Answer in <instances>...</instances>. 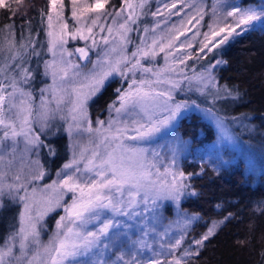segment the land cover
I'll use <instances>...</instances> for the list:
<instances>
[{
  "label": "rangeland",
  "instance_id": "obj_1",
  "mask_svg": "<svg viewBox=\"0 0 264 264\" xmlns=\"http://www.w3.org/2000/svg\"><path fill=\"white\" fill-rule=\"evenodd\" d=\"M176 1L178 2L176 4L177 7L172 10V15L165 7L160 11L162 14L156 15L162 16L164 19L162 20L153 17L151 14L153 10L150 11V8L154 5L153 1L150 3V1L144 0V6L141 8L139 7L141 0H132L135 6L134 12L132 9H126L125 4L121 7H115L108 6L107 3L101 13L90 12L83 16H79L78 12L79 19H77V17H73L72 15V0H63L64 8L62 22L57 23L55 31L58 33L61 32L60 23H66L68 27L63 30V39L65 41L63 48L57 47L55 57L52 52L49 51L50 37L47 35L49 30L47 18L42 25L43 43H41L40 46L39 41L36 40L35 48L34 45L32 47L33 51L36 52L39 50L40 46V54L43 57L40 63V83L36 85L38 90L36 93H33L31 83L29 81L27 83L21 81V87L25 92L31 93V96H20L17 94L15 102L19 105L20 101L23 100L24 104L20 105V107H23L25 111L21 113L19 119H17L15 115L19 110L18 108L12 109L11 112H6V116L12 118L16 122L17 131L21 128L23 117L28 116L29 124L25 126V130L30 127L32 129L30 135H39L43 144L45 143V138H51L61 133L66 134L68 137L67 157L61 163H58L52 170L43 164L41 156L42 146L32 147L31 145H26L24 137L21 136L17 138L18 143L15 146V152L11 150L13 142L11 140L6 141L7 147L3 152L4 160L0 162V172L5 173L3 177L5 183H23L30 196L32 194V189H36L34 197L36 202L34 203L32 200H29L28 203L31 206V215L36 221V230L39 232V236L29 238L28 257H26V259L31 258L33 253L40 251L41 261L34 262V264H43V261L46 259L43 254V247L49 243L57 232L56 223L61 216L66 215L64 208L71 205L74 195L71 192H65L63 198L60 200L59 207H55L52 211L43 215L42 218H38L37 213L43 210L44 198L53 195L47 186L51 185L53 181L58 182L63 179L65 174H72L75 171V168L64 169V165L73 160L74 154L75 158L79 161L78 167L81 169V172L76 173V175L80 178L81 182L86 180L88 176L93 175V173L83 171L84 165L87 163L88 159L91 158L93 151H99L101 156H103L105 145L101 143V140L106 135L111 136V134H115L116 129L118 127L123 128L125 122L129 127L127 135H135V132L131 130L133 127L132 120L137 118L134 112H139V108L135 110L129 108L127 113H121L119 116L115 109H112L104 117L95 119L90 116L88 108L89 102L92 100L93 96L86 103V119L73 121L69 115V109L72 106L71 101L74 99L72 94L73 88H79L81 84L86 83L84 77L94 70V63L102 57L105 50H109L113 46L117 48L116 52L111 53L113 61L120 56L123 50L124 54L134 63L135 58H132L131 53L136 51L137 48H144L146 51L149 50L152 46L153 39H156L158 44L155 46L154 50L157 55L154 58H140L141 64L146 68H151L152 72L144 73L137 70L135 75L128 72L126 76L114 73L108 80L118 76L126 80L121 92L128 90L133 79L137 82L140 80L150 81V87L156 91L166 92L171 90L172 99L169 101L171 105H175L176 103H186L188 105L187 108H182L180 110L174 120L167 126L162 127L159 132L155 133L150 138L143 141L124 140L125 144L148 149L146 154L147 161L156 164V168L151 169L153 173L152 179H156L157 170L163 173L166 168L171 172H183L185 177H187V173L181 168V163L185 158L183 155L187 154L188 144L190 142L188 139L180 136L181 134L176 130L175 126L179 117L191 110L199 111L204 118L208 119L214 125L216 130L214 140L207 143L209 150L202 146H195L193 148L194 154L199 155L206 153V158L212 159L211 156L214 154V149L216 148L218 151L220 145L227 144L236 148L239 153L245 155L246 161L248 162L247 167L250 170L256 172V170L260 168L257 165L258 158L252 145L243 141L241 137L243 139L244 137H240L239 134L232 131L233 129L230 128L226 119L208 108L207 104H202L203 102H201V99L199 102V100L195 101L191 98L192 90L197 92L198 97H201V95L210 94L211 90L218 87V85L212 67L199 65L196 66L197 70H195V68L189 66L191 63V61H189L190 58L186 57L191 53H198L200 56L207 51V49H205V51L201 53L199 49L201 47V42L204 40L203 34L209 32L210 25L215 27L219 22V26L222 27L224 23H233L231 17L224 20V13L231 10L230 6L235 5L237 0H221L220 4H217V0ZM94 2L95 0H78L77 7L82 8ZM235 6L242 8L251 7L256 11L263 10L261 5L255 3ZM214 8L217 9L215 13L213 11ZM121 9H124V11H121ZM200 10H202V12H200ZM117 12L121 14L116 16ZM177 12H179V15L175 14ZM198 12H200L199 15L197 14ZM153 13H155V11H153ZM130 14H132L135 22L133 23L131 20L128 21V27L131 31L127 33V43L121 44L120 34L117 32V28L120 23L125 22ZM144 14L147 15L144 19L151 17V22L149 24L151 30L150 32L149 30L147 32L144 31L143 36L140 34L138 40H136L133 45L134 47L130 50V33L138 27L136 24L139 22L141 16H145ZM187 14H190L192 17L189 27L187 21H190V18H186ZM97 15L100 16V19L97 21V24L93 26L92 19ZM201 15L203 17L202 19ZM173 16L182 17L184 21L183 25L181 24V20L172 18ZM114 20L116 23H113ZM148 22H144V25ZM153 25L155 26L153 27ZM88 27H92L91 37H94L96 41L95 46L92 44V38L81 39L79 35H76L75 39L72 38L73 34L77 32V29L83 30V34L88 36ZM109 27L113 28L111 35H109L107 31ZM187 27L188 30L183 32L184 35H179L177 33ZM101 28H103V31H101ZM153 29H155V31H153ZM7 34L8 36L0 34V66L11 65V69L0 75V80H3L5 84L11 82V77L13 75L19 78L18 65L30 70L29 57L27 56L26 58V54L24 53L29 43L24 38H19L17 40L14 31L12 34L10 32H7ZM177 34L179 35V39L175 41L176 43H174V46L172 48L165 47V50L161 52L160 45H166L169 39L173 36H177ZM103 37H107L110 43L105 45L103 43ZM10 42H14V48L11 47ZM179 43L184 45V47L182 48ZM189 43L192 45L191 47H187ZM78 48H85L88 50V57L81 59L80 53L76 51ZM62 52L63 55L61 54ZM27 53L31 54L29 51H27ZM69 53H71V55H69ZM13 55L16 56L15 60L12 59ZM166 57L167 60L165 59ZM53 60L56 61L58 73L55 87L57 89H62V91L56 93L55 99L53 98L54 93L52 91V70L48 69L47 74H45L46 62L50 63ZM181 60H183L184 63H181ZM70 64L78 65V67H70ZM60 67L67 68L68 77L66 79H61L62 73L59 72ZM124 67V65H121L122 70ZM77 73L78 75H76ZM155 73H159V79L161 81L171 80L179 82V87L172 88L171 84L157 83L158 77ZM201 75L205 78L203 82L196 79V77ZM209 79L211 80L210 83L207 82ZM143 87L147 90L149 84H145ZM42 90L44 91L42 92ZM7 91L11 92L12 89L8 88ZM60 96L64 97L63 102L57 104V100ZM163 99L164 97H161V100ZM42 101L46 102V120L42 119V113L45 112V107H42ZM116 107H119L118 98L116 100ZM167 115L168 112L160 111L156 119H163ZM89 121L93 129L91 132L86 131ZM98 121H103V126H101ZM111 121H116V123L112 124L111 133H109L105 130L108 129V125ZM77 123H79V127L76 126ZM69 125H72L71 134L68 131ZM96 129H100V131L97 132ZM0 135H2V131H0ZM106 143L110 145L109 150L111 147H114V143L111 141ZM97 145H99V148H97ZM84 149H87V151H84V158L80 159V153ZM153 153H156V155H153ZM10 161L11 164H9ZM36 161H38V164L35 163ZM173 161L175 162L173 163ZM98 162L99 159H97V163ZM41 171L44 173L43 178L33 179V177L38 176ZM57 173H61V175L58 176ZM17 174L21 176L20 181L14 179ZM171 179V176L167 177L169 183ZM184 183L187 185L186 179ZM184 194L185 189L179 200L176 201L167 198L166 193L162 190H153L148 197V202L144 203V192L141 191L140 195L136 197L137 203L132 208L127 209L129 215H113L106 209L101 211L100 219L89 223L85 231H97L105 220H111L114 226L109 229L106 236L100 238V242L96 247L92 248L84 255L77 256L74 260H70L67 264H124V261L131 260L132 255H135L136 260L139 261L140 264H147L149 260L156 258L154 254L157 252L161 253L160 258L162 260H172L173 257L182 260L183 257H186L184 255L185 249L195 252L199 246L194 244L193 241L200 239L207 232V229L211 227L213 222L219 223L218 219H209L208 221L203 219L201 228L197 227L193 229L199 216L198 213L185 209L180 205V200ZM18 195H25L24 190H21ZM3 199L6 206L5 208L13 207V212L7 217L8 220H5L3 229L0 231V247L4 246L5 240L9 235L19 229L20 213L23 211V202L19 200L13 202L7 194ZM122 199H128L127 191H125V195ZM2 210L5 209H0V214ZM55 211H57V217L52 215ZM51 215V220H49ZM188 221H190V223H186ZM181 235L185 238L181 246L169 251L167 248L168 244L174 243ZM36 241H38V243H36ZM18 243L19 238H17V247L14 250L16 255H19ZM105 245H107V247H105ZM161 245L165 247L162 249ZM165 252H167L166 256L163 255ZM121 254L124 255V261L118 259Z\"/></svg>",
  "mask_w": 264,
  "mask_h": 264
},
{
  "label": "snow or ice",
  "instance_id": "obj_2",
  "mask_svg": "<svg viewBox=\"0 0 264 264\" xmlns=\"http://www.w3.org/2000/svg\"><path fill=\"white\" fill-rule=\"evenodd\" d=\"M15 3L18 5L23 4V0H15ZM50 10L47 14L48 22V33L50 37L49 41V51L52 52L53 56H56V49L59 46L63 48L65 43L63 39L64 29H67L66 23H60L61 32H56L55 28L58 22H62V13H63V0H49ZM108 3V0H95L93 4H87L82 8H78V0H72L73 17L83 16L86 13L94 12L101 13L105 8V5ZM221 0H217V4H220ZM126 9H132L134 12V4L132 0H124ZM144 0H141L139 7L143 8ZM11 7L10 3H6V0H0V8ZM169 13L172 9L177 7L175 0L171 5H165ZM229 11L224 13V20H227L228 17L232 18L233 23L228 24L224 23L221 27L219 22L217 26L210 25L209 32L204 33V40L201 42V47L199 51L203 53L205 49L208 52L213 51V49L220 47L225 44L233 34L239 35L237 29L241 31L247 30L249 25H252L254 21H264V10L256 11L254 8H242L239 6L231 5ZM124 11V9H121ZM214 13L217 11L216 8L213 9ZM79 12V16H78ZM202 12V10H200ZM200 12L197 14L199 15ZM121 13L117 12L116 16H119ZM162 13L157 10L153 15H160ZM179 15V12L175 13ZM201 15V19H202ZM100 19V16L97 15L92 19V25L95 26L97 21ZM131 20L133 23L132 14H130L124 23H120L117 28L118 34H120V43H127V33L131 31L128 27V21ZM190 22V21H189ZM113 23H116L114 20ZM184 21H181L183 25ZM175 27V26H174ZM103 31V28H101ZM109 35L112 34L113 28L109 27L107 29ZM147 32L148 29H145ZM155 31V29H153ZM88 36L83 34V30L77 29V32L73 34L72 38L75 39L76 35H79L81 39L92 38L93 46L96 45L94 37H91L92 27L87 28ZM179 35H184L183 32H180ZM179 35L173 36L169 39L166 45H160V51L163 52L165 47L172 48L176 40L179 39ZM103 43L105 45L109 44L110 41L107 37H103ZM163 39V38H162ZM11 47H15L14 42H10ZM158 44L156 39H153L152 46L149 50L144 48H137L136 51L131 53L132 58H135V62L132 63L129 57L124 54L123 50L118 58L114 61L111 58V53L117 51V48L113 46L109 50H105L102 57L99 58L93 65L94 70L87 76L84 77L86 83L81 84L79 88H73L72 94L74 99L71 101V108L69 109V115L73 121H78L80 119H86L87 109L86 103L93 96H96L100 93L104 86L105 82L111 77L114 73H118L121 76H126L128 72H131L135 75L137 70H140L144 73L152 72L151 68H146L141 64L140 58H154L157 53L154 48ZM189 43L187 47H191ZM183 48L184 45H181ZM80 53L81 59L88 57V50L85 48L76 49ZM63 55V52L61 53ZM38 55V54H37ZM71 55V53H69ZM189 58L191 56L189 55ZM13 60L16 59V56L13 55ZM167 60V57L165 58ZM184 63L183 60L180 61ZM224 63L223 61H217V64ZM121 65H124L122 70ZM70 67H78V65H69ZM214 67V65L212 66ZM19 69V78L16 75L11 77V82L5 84L3 80H0V162L4 160V149L7 147L6 141L11 140L12 152L16 150V144L18 143L17 138L23 136L26 145H31L32 147H39L43 145V141L40 140L39 135L32 136L30 135L32 129L30 127L25 130V126L29 124L28 116H24L21 121V128L17 131L16 122L6 116V112H11L12 109H19L16 112L17 119L20 118L21 113L25 111L20 105L24 104V101L21 100L19 105L15 102L17 94L20 96H31V93L25 92L21 87V81L27 83L32 78V73L28 68L17 66ZM46 73L47 70H52L53 77V86L52 91L54 93L53 98H56V93L62 91V89H57L55 87L56 77H57V68L56 61L46 62L45 65ZM11 69V65L0 66V75L4 74L6 71ZM163 71V70H162ZM59 72L62 73L61 79H66L68 77V70L65 67H60ZM78 75V73L76 74ZM157 75V83H168L172 85V88L179 87V82L165 80L161 81L159 79V73ZM197 80L203 82L205 78L201 75L196 77ZM208 83L211 82L209 79ZM149 84V88L146 90L143 86ZM138 85V86H137ZM151 82L140 80L137 82L135 79L131 81L127 91L121 92L120 89H116L119 93L118 101L119 107H116V102L113 101L109 105V109H115L117 115L121 113H127L129 108L135 110L139 108V112H134L136 119L132 120V131L135 132V135L128 136L127 132L129 130L128 124L125 122L123 128H117L115 134L111 136H104L101 140V143L105 145V152L103 156L99 151H93L92 156L88 159L87 163L84 165V172L93 173V175L88 176L86 180L81 182L80 178L77 177L76 173H80L81 169L78 167L79 161L75 158L64 165V169H73L75 171L72 174H65L64 178L57 181H53L51 185H48L47 188L51 190L53 195L44 198L43 200V210L37 213L38 218H42L47 212L52 211L55 207L60 206V200L63 198L65 192L73 193L71 205L64 208L65 216H61L56 223L57 232L53 238L49 241L47 245L43 247V254L45 260L43 264H67L70 260H74L79 255H84L92 248L96 247L102 236H106L110 228H112L113 222L111 220H105L102 226L97 231H85L87 225L93 221H98L100 219L101 211L108 210L113 215H129L128 208H132L136 203V197L140 195L141 191L144 192L143 202H148V197L153 190L164 191L167 198L178 201L180 196L183 194V191L188 186L184 183V180L187 179L183 172H171L168 168L165 169L163 173H160L157 170L156 179H152L153 173L152 168H156V164L147 161V148L137 147L133 145H128L124 143L125 139L133 141H143L155 133L159 132L162 127L167 126L172 120H174L177 114L182 108H187L186 103H176L171 105L169 101L172 99L171 90L168 91H156L150 87ZM135 86V87H134ZM11 88L12 91L8 92L7 89ZM86 89V90H85ZM44 90H42L43 92ZM161 97H164L161 100ZM64 97L60 96L57 100V104L63 102ZM7 105V107H6ZM42 107H45V112L42 113V119H47L46 111V102L42 101ZM160 111L168 112V115L163 119H156V116ZM30 115V113H29ZM98 123L103 126V121H98ZM116 121H111L108 125V129L105 131L111 133L112 124ZM79 127V123L76 125ZM71 134L72 125H69L68 129ZM86 131H93L91 127V122H88V127ZM97 132L100 129H96ZM111 141L114 143V147H111L109 150V143ZM99 148V145H97ZM84 149L80 153V159L84 158ZM50 152L54 155L55 153L50 149ZM156 155V153H153ZM97 159L99 162L97 163ZM175 161H173L174 163ZM35 163L38 164V161ZM11 164V161L9 162ZM22 171V169H21ZM5 173L0 172V209H5L4 197L7 196L13 201L23 202V211L20 213V227L19 229L9 235L5 240L4 246L0 247V264H34V262L41 261V253L37 251L33 253L31 258L28 257V241L30 237H38L39 232L36 230V221L31 215V206L28 203L29 200H34L36 189H32L31 196L27 193V188L23 183H11L7 184L3 181ZM58 176L61 173H57ZM44 173L41 171L38 176H34L33 179H42ZM171 176V182L167 180V177ZM16 181L21 180V176L17 174L14 178ZM24 190L25 195H18V193ZM127 191L128 199H122ZM195 195V193H192ZM155 202V201H153ZM227 219V217L225 218ZM190 223V221L186 222ZM218 227L216 222H213L211 227L207 229V232L200 238L193 241L197 246L202 247L204 242L209 240L215 234V230ZM17 238H19V255H16L14 250L17 247ZM184 240V236L181 235L175 240L174 243H169L167 248L169 251L179 248ZM38 243V241H36ZM107 247V245H105ZM165 246L161 245L163 249ZM155 259L149 260L147 264H182L180 259L173 257L172 260H162L161 253L157 252L154 254ZM167 255V252L163 253ZM185 256L199 255V252H192L188 249L184 251ZM119 260L124 261V255L121 254L118 257ZM124 264H140L136 260L135 255H132L131 260L124 261Z\"/></svg>",
  "mask_w": 264,
  "mask_h": 264
},
{
  "label": "trees",
  "instance_id": "obj_3",
  "mask_svg": "<svg viewBox=\"0 0 264 264\" xmlns=\"http://www.w3.org/2000/svg\"><path fill=\"white\" fill-rule=\"evenodd\" d=\"M148 1L154 2L150 11L155 12L173 3L172 0ZM6 3H10L11 7L0 8V34L8 36L7 32L12 34L14 31L17 40L24 38L29 43L24 53L26 58L29 57L32 73L29 82L32 92L36 93L43 58L40 54L42 25L50 10V3L49 0H23L22 5L15 3V0H6ZM175 3L178 2L175 0ZM252 3L261 5L264 10V0H237L235 5ZM123 5L124 0H108V6ZM146 16L139 18L138 27L130 33V50L139 35H144L145 28L149 32L151 30V17L144 19ZM153 17L164 20L162 16ZM187 17L190 18V22L187 21L189 27L192 17L190 14ZM172 18L183 21L182 17ZM144 22L148 23L144 25ZM188 27L177 33L187 31ZM237 32L240 34H233L225 44L211 52L205 51L200 56L198 53L190 54L189 66L195 70L199 65H214L212 68L218 85L210 94L201 97L192 90L191 98L199 102L201 99L202 104H207L208 108L223 116L232 131L244 137H241L243 141L252 145L261 169L258 168L256 172L250 170L245 155L227 144L220 145L218 151L215 148L212 159L206 158V153L194 154L195 146L209 150L207 143L215 138L214 125L195 110L179 117L175 128L182 138L190 142L181 163L182 170L187 173L188 187L180 205L198 213L199 218L193 229L201 228L203 219L219 221L215 234L196 250L199 255L183 257L182 264H264V21H254L247 30L238 29ZM36 40L40 46L35 52L32 47L34 45L35 48ZM217 61L224 63L217 64ZM125 83L126 80L119 76L108 80L103 90L89 102L90 116L100 119L107 115L109 105L116 102L119 96L116 89L122 91ZM67 139L64 133L44 139L41 156L45 166L53 170L67 157ZM12 212L13 207L2 210L0 231ZM52 215L57 217V211Z\"/></svg>",
  "mask_w": 264,
  "mask_h": 264
}]
</instances>
